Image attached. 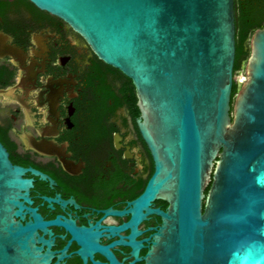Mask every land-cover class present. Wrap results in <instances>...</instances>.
<instances>
[{"label": "water", "instance_id": "1", "mask_svg": "<svg viewBox=\"0 0 264 264\" xmlns=\"http://www.w3.org/2000/svg\"><path fill=\"white\" fill-rule=\"evenodd\" d=\"M27 1L133 83L155 164L136 207L170 204L147 264H264V27L232 107L234 0ZM25 172L0 142V264H51L40 217L22 223Z\"/></svg>", "mask_w": 264, "mask_h": 264}, {"label": "flooded vegetation", "instance_id": "2", "mask_svg": "<svg viewBox=\"0 0 264 264\" xmlns=\"http://www.w3.org/2000/svg\"><path fill=\"white\" fill-rule=\"evenodd\" d=\"M109 68L63 20L0 0V142L32 182L22 223L40 217L51 264H147L157 251L170 204L136 207L155 164L138 100L135 115Z\"/></svg>", "mask_w": 264, "mask_h": 264}, {"label": "trees", "instance_id": "3", "mask_svg": "<svg viewBox=\"0 0 264 264\" xmlns=\"http://www.w3.org/2000/svg\"><path fill=\"white\" fill-rule=\"evenodd\" d=\"M235 6V26H236V55H235V66L234 74L242 68V64L247 62L250 50L248 46V40L252 35L259 29L264 27V0H234ZM111 71L112 68H109ZM115 73L120 74L119 71L113 70ZM126 79V96L129 98L131 108L134 110V114L138 115L139 111L136 106L137 98L135 88L130 79ZM240 87L237 81H234L232 88V102L233 107L235 97Z\"/></svg>", "mask_w": 264, "mask_h": 264}, {"label": "rangeland", "instance_id": "4", "mask_svg": "<svg viewBox=\"0 0 264 264\" xmlns=\"http://www.w3.org/2000/svg\"><path fill=\"white\" fill-rule=\"evenodd\" d=\"M251 39V38H250ZM249 39V40H250ZM243 66H242V68H241V70H239L238 72H237V76H236V79H237V81L239 82L238 84H239V87L241 86V82L243 81L242 79H243V75H245L244 73H245V67H246V62H244L243 64H242ZM241 73H242V75H241Z\"/></svg>", "mask_w": 264, "mask_h": 264}, {"label": "bare ground", "instance_id": "5", "mask_svg": "<svg viewBox=\"0 0 264 264\" xmlns=\"http://www.w3.org/2000/svg\"><path fill=\"white\" fill-rule=\"evenodd\" d=\"M243 81L245 80V78L242 79Z\"/></svg>", "mask_w": 264, "mask_h": 264}]
</instances>
